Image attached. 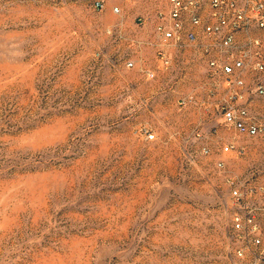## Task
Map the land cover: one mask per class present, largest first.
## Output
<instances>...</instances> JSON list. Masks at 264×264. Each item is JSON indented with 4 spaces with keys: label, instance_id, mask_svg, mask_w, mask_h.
Here are the masks:
<instances>
[{
    "label": "rangeland",
    "instance_id": "1",
    "mask_svg": "<svg viewBox=\"0 0 264 264\" xmlns=\"http://www.w3.org/2000/svg\"><path fill=\"white\" fill-rule=\"evenodd\" d=\"M94 2L0 0V264H240L215 149L240 174L264 138L202 105V63L157 69L167 0Z\"/></svg>",
    "mask_w": 264,
    "mask_h": 264
},
{
    "label": "built area",
    "instance_id": "2",
    "mask_svg": "<svg viewBox=\"0 0 264 264\" xmlns=\"http://www.w3.org/2000/svg\"><path fill=\"white\" fill-rule=\"evenodd\" d=\"M94 8L102 10L103 0H95ZM111 9L120 11L117 5ZM154 37L157 69L181 74L188 65L202 63V105L211 103L220 125L237 136L264 138V117L251 108L254 99L264 98V0H167L156 13ZM133 65V59L126 61L127 67ZM144 74L152 78L154 71L145 69ZM192 100L182 96L177 105ZM144 134L153 138L148 130ZM237 139L221 141L215 149V165L228 186L227 234L240 264H264V165L231 174L227 160L246 153ZM201 151L208 155L212 149L203 146Z\"/></svg>",
    "mask_w": 264,
    "mask_h": 264
},
{
    "label": "crops",
    "instance_id": "3",
    "mask_svg": "<svg viewBox=\"0 0 264 264\" xmlns=\"http://www.w3.org/2000/svg\"><path fill=\"white\" fill-rule=\"evenodd\" d=\"M251 106L252 110L260 115L264 112V103L258 99H254Z\"/></svg>",
    "mask_w": 264,
    "mask_h": 264
}]
</instances>
